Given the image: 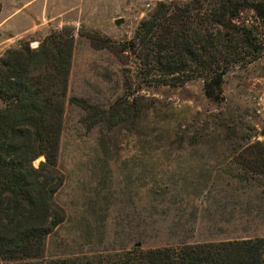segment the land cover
Masks as SVG:
<instances>
[{"label":"rangeland","instance_id":"374dc122","mask_svg":"<svg viewBox=\"0 0 264 264\" xmlns=\"http://www.w3.org/2000/svg\"><path fill=\"white\" fill-rule=\"evenodd\" d=\"M165 1L186 0H0V54L37 49L52 32L76 40L55 197L65 221L48 238V259L264 239L253 149L264 142V58L231 71L220 101L201 81L148 86L126 48ZM134 98L136 110L122 105Z\"/></svg>","mask_w":264,"mask_h":264},{"label":"trees","instance_id":"16d2710c","mask_svg":"<svg viewBox=\"0 0 264 264\" xmlns=\"http://www.w3.org/2000/svg\"><path fill=\"white\" fill-rule=\"evenodd\" d=\"M75 46L64 30L37 49L21 43L0 58V264H264V239L47 258L48 238L65 221L55 197L64 184L59 156ZM127 46L148 86L201 81L206 97L220 101L231 71L264 58V0L161 2ZM138 99L122 105L136 110ZM253 149L264 169V142Z\"/></svg>","mask_w":264,"mask_h":264},{"label":"crops","instance_id":"0c3cea01","mask_svg":"<svg viewBox=\"0 0 264 264\" xmlns=\"http://www.w3.org/2000/svg\"><path fill=\"white\" fill-rule=\"evenodd\" d=\"M6 42H7V40L5 39L3 42H1L0 45L4 44V43H6ZM5 48H6V47H5ZM3 55H4V53L0 54V57H2Z\"/></svg>","mask_w":264,"mask_h":264},{"label":"water","instance_id":"95a60500","mask_svg":"<svg viewBox=\"0 0 264 264\" xmlns=\"http://www.w3.org/2000/svg\"><path fill=\"white\" fill-rule=\"evenodd\" d=\"M122 23H123V20H118V21L116 22L117 25H120V24H122Z\"/></svg>","mask_w":264,"mask_h":264}]
</instances>
